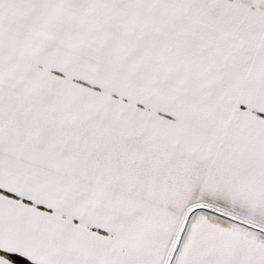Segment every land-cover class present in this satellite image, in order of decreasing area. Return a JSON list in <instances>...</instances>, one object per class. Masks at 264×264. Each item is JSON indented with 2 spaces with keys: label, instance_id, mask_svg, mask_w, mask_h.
<instances>
[{
  "label": "snow or ice",
  "instance_id": "1",
  "mask_svg": "<svg viewBox=\"0 0 264 264\" xmlns=\"http://www.w3.org/2000/svg\"><path fill=\"white\" fill-rule=\"evenodd\" d=\"M0 264H264V0H0Z\"/></svg>",
  "mask_w": 264,
  "mask_h": 264
}]
</instances>
